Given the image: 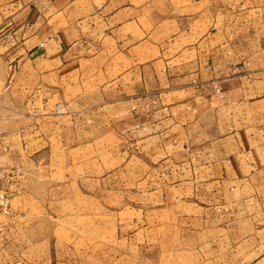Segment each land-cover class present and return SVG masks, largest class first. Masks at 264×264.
<instances>
[{
    "label": "crops",
    "instance_id": "crops-1",
    "mask_svg": "<svg viewBox=\"0 0 264 264\" xmlns=\"http://www.w3.org/2000/svg\"><path fill=\"white\" fill-rule=\"evenodd\" d=\"M0 164L34 185L0 264L120 263L47 224L98 191L194 264H264V0H0Z\"/></svg>",
    "mask_w": 264,
    "mask_h": 264
},
{
    "label": "rangeland",
    "instance_id": "rangeland-1",
    "mask_svg": "<svg viewBox=\"0 0 264 264\" xmlns=\"http://www.w3.org/2000/svg\"><path fill=\"white\" fill-rule=\"evenodd\" d=\"M16 97L18 99H23L24 95L16 94ZM108 155L110 156V154ZM102 159L104 160L106 157L103 156ZM43 170L42 167H39V173L41 176L39 178H34L42 181L44 178ZM22 178L23 180L20 181L21 184L17 183L16 178L12 180V177L6 184L8 187H16L13 194H10L9 196L11 203L9 212L2 216V218L10 222V225V219L11 216L14 215V209L19 208L20 201H24V199L27 198L29 195L28 193H30V188L34 186L30 184L29 180H24V177ZM36 183H38V181H36ZM38 185L39 184H37V186ZM10 188L9 192L12 191ZM39 188L40 186L35 187L34 191L37 193L40 191ZM98 193V197L92 204L83 202L80 205L59 206V218L54 219L51 217L47 220V224L53 225L54 223H58V228L64 229L63 232L65 236H69L70 234L74 235V233H76L77 239L82 245L86 246L93 242L96 243L98 249H100L102 247L101 244H104L105 242H114L116 238H118L117 234L119 233L120 235V233H123L127 237L124 241L126 255H124V258L118 264H194L191 258V253L179 251L177 253L169 252V238L164 236V234L168 233L166 225L167 221H165L167 212L160 213L158 210H153V208H151L152 206H150V202L147 201L149 196L145 197L147 202L144 210H142L137 208L135 201H133L134 206L123 204L122 202H125L126 200L121 195L112 193V198L110 199L109 197L106 198L104 194L100 193V191H98ZM32 212H35L38 216L43 215L44 213L36 204H32ZM142 213L144 215H142ZM138 217L141 221L139 223L136 221V218ZM154 219L158 222H154ZM156 223L161 225V247L158 249L159 244L156 245L157 253L154 255L153 248L155 245L153 244L154 239L151 232L152 227H154V224ZM137 224L139 226H137ZM45 226L46 222H43V224L38 223V227L45 228ZM138 227H145L146 229V236L143 237L141 235L140 241H138L136 236ZM10 230L11 228L8 226L3 233L6 239H8L7 237Z\"/></svg>",
    "mask_w": 264,
    "mask_h": 264
},
{
    "label": "built area",
    "instance_id": "built-area-1",
    "mask_svg": "<svg viewBox=\"0 0 264 264\" xmlns=\"http://www.w3.org/2000/svg\"><path fill=\"white\" fill-rule=\"evenodd\" d=\"M56 111L59 113L66 112V106L58 102L56 104ZM14 174V169L11 166L0 164V234L5 232L7 229L8 221L2 218L3 215H6L9 212L11 207L10 195L6 187L7 182L11 179Z\"/></svg>",
    "mask_w": 264,
    "mask_h": 264
}]
</instances>
